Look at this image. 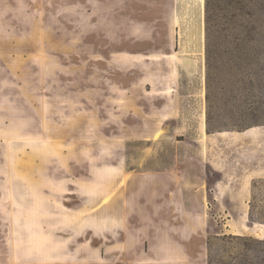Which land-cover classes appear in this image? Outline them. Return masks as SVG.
Returning <instances> with one entry per match:
<instances>
[{"label":"rangeland","instance_id":"374dc122","mask_svg":"<svg viewBox=\"0 0 264 264\" xmlns=\"http://www.w3.org/2000/svg\"><path fill=\"white\" fill-rule=\"evenodd\" d=\"M0 264H264V0H0Z\"/></svg>","mask_w":264,"mask_h":264}]
</instances>
